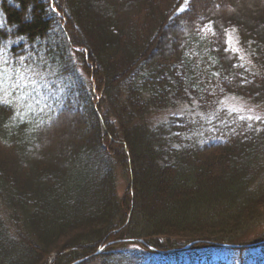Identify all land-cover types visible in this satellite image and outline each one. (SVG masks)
<instances>
[{
    "label": "trees",
    "instance_id": "obj_1",
    "mask_svg": "<svg viewBox=\"0 0 264 264\" xmlns=\"http://www.w3.org/2000/svg\"><path fill=\"white\" fill-rule=\"evenodd\" d=\"M0 84V264H264V0H0Z\"/></svg>",
    "mask_w": 264,
    "mask_h": 264
},
{
    "label": "rangeland",
    "instance_id": "obj_2",
    "mask_svg": "<svg viewBox=\"0 0 264 264\" xmlns=\"http://www.w3.org/2000/svg\"><path fill=\"white\" fill-rule=\"evenodd\" d=\"M169 39V38H168ZM223 105L228 108L229 110L236 112L238 114H241L243 116L249 115V116H258V114H261L260 111L252 106L250 103H248L246 100L240 99V98H231L226 100V102L223 103ZM195 110L194 105H187L182 104L178 109H172L167 112H165V115H161L160 119L165 120L171 115H187L192 114ZM71 127L64 130L60 136V143L63 141V138L68 137V134L70 131L74 130V124H70ZM262 234H264V227L256 228L255 232L252 234L251 238L249 240H257ZM97 254H95L96 256Z\"/></svg>",
    "mask_w": 264,
    "mask_h": 264
},
{
    "label": "snow or ice",
    "instance_id": "obj_3",
    "mask_svg": "<svg viewBox=\"0 0 264 264\" xmlns=\"http://www.w3.org/2000/svg\"><path fill=\"white\" fill-rule=\"evenodd\" d=\"M0 87H2V84H0Z\"/></svg>",
    "mask_w": 264,
    "mask_h": 264
}]
</instances>
